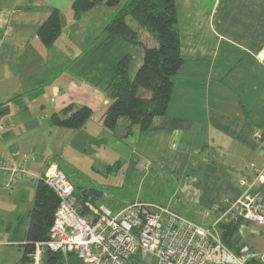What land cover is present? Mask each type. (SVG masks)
Here are the masks:
<instances>
[{"label": "crops", "instance_id": "obj_1", "mask_svg": "<svg viewBox=\"0 0 264 264\" xmlns=\"http://www.w3.org/2000/svg\"><path fill=\"white\" fill-rule=\"evenodd\" d=\"M174 1L184 63L173 78L166 113L149 130L123 136L125 119L114 130L104 126L105 85L90 76L91 64L106 62L107 55H80L85 45H95L92 33L85 32L94 17L104 38L105 9L73 12L72 0H0V104L9 107L0 115V159L29 171L12 190L5 188L17 196L14 206L23 209L26 198L27 207L33 204L37 180L50 166L64 172L68 161L80 159L70 146L94 158L111 150L116 164L136 156L145 167L161 164L170 173L194 166L198 172L185 173L182 184L185 200L201 209H225L248 191L261 199L264 213V181H254L256 170L264 169V0ZM53 10L60 14L62 33L45 47L36 32ZM69 105L73 111L92 110L82 128L51 124V114ZM13 216L20 223V214ZM233 223L234 247L264 251V225L244 218ZM9 227L0 215V228L7 232L3 236L0 230V264H8L1 241L25 242L26 227L22 240Z\"/></svg>", "mask_w": 264, "mask_h": 264}, {"label": "trees", "instance_id": "obj_2", "mask_svg": "<svg viewBox=\"0 0 264 264\" xmlns=\"http://www.w3.org/2000/svg\"><path fill=\"white\" fill-rule=\"evenodd\" d=\"M96 8H117L104 27V39L98 44V49H103L105 54L112 51L110 58L106 54L103 76L99 78V81L105 85L109 100L102 116L103 124L107 129L114 130L118 121L125 119L127 125L123 136H127L134 129L145 132L150 129L156 119L165 115L173 90V78L184 63L180 52L175 1L72 0L71 3L73 12ZM127 17L132 18L152 37L144 35L141 39L137 31L127 23ZM61 33L60 14L56 10L50 13L36 32L45 47L51 46ZM146 38L152 44L147 45ZM119 44H123L122 48ZM124 45L140 48L142 60L132 76L130 75L132 54L129 51H123L126 47ZM8 110V103L0 104V115H5ZM91 115L92 110L87 106L73 111L69 105L52 113L50 121L53 126L77 130L86 124ZM100 196L101 191L97 189L91 188L78 192L75 187L74 197L81 208V214L87 211L86 201L100 202L98 200ZM57 207L56 194L41 176L37 180L33 204L27 216L25 242L21 245L22 254L18 264H32L34 244L49 238V229L54 221ZM220 230L223 242L239 255L242 248L234 247L232 243L236 224L221 223ZM43 260L44 264H83L73 253L48 250L43 254ZM248 264L259 263L249 262Z\"/></svg>", "mask_w": 264, "mask_h": 264}, {"label": "built area", "instance_id": "obj_3", "mask_svg": "<svg viewBox=\"0 0 264 264\" xmlns=\"http://www.w3.org/2000/svg\"><path fill=\"white\" fill-rule=\"evenodd\" d=\"M260 62L264 66V55ZM253 137L259 139L260 133L253 132ZM0 174L3 187L12 190L28 178L29 171L0 159ZM256 174L254 181L263 182L264 169ZM42 178L56 194L58 207L49 238L34 244V264L47 250L73 253L83 264H264V251L242 248L238 255L221 237V223L244 218L264 225L261 199L248 191L225 209L202 210L198 220L147 202L113 210L104 203L86 201L87 211L81 214L75 186L62 170L50 166Z\"/></svg>", "mask_w": 264, "mask_h": 264}, {"label": "rangeland", "instance_id": "obj_4", "mask_svg": "<svg viewBox=\"0 0 264 264\" xmlns=\"http://www.w3.org/2000/svg\"><path fill=\"white\" fill-rule=\"evenodd\" d=\"M104 9L107 23L110 21L117 8ZM102 17H100L101 22L103 19ZM126 21L135 31H137L141 39H143L144 35L152 37L132 18L127 17ZM101 31L102 30L97 28L95 17L93 18V21L90 20V24L88 21L85 26V32L92 33L90 36H94L95 45H93L94 43L85 45L80 49V55L87 57L92 56V58L102 57L104 51L103 49H98V44L104 39L103 36L100 35ZM123 44H119L120 47ZM146 44L150 45L152 42L146 38ZM124 47L123 51H129L132 54V62L130 66V75L132 76L142 60L140 48L133 45H124ZM106 54L109 57L112 54V51H110V53L106 52ZM95 62L91 64L93 70H91L90 76L92 78H101L103 76L102 70L105 68L106 63H102V61ZM145 95L148 94L145 93ZM67 148V150H71L74 154L80 156L79 160L75 159L68 161V166L64 169V172H66L69 179L78 186V192L89 190L91 188L101 191V196L98 200L113 210L121 209L133 202H147L159 207L174 210L192 220H198L201 211L208 209H201L198 205H194L193 202L185 200L187 198L182 191V184L186 181V176L189 175L193 177V173L198 172V168L194 166L188 168L181 167L178 171L170 173L165 168L163 169L161 164L156 165L151 163V165L147 164V167H145L144 161L140 158L136 159V156L133 158L132 162L121 160L120 164H116L115 160L117 155L111 150L106 151V153H99L98 157L94 158L89 151L87 154H78L77 147L72 148L69 146ZM92 149H98V146L93 144ZM106 162H110L111 164V167L108 169L103 167ZM190 162L193 163V161ZM197 162L198 164L196 166L202 165V163L200 164V161ZM185 173L188 175H185ZM255 177H257V174ZM242 184H246L244 180L242 181ZM28 196L26 195V197ZM15 197L17 198L12 191H7L3 186L0 187V215L9 222V228H11V230L13 228L18 230L17 236L22 240L24 229L28 223V217L24 214L25 208H30L32 203L30 207H27L30 203L26 198L24 208L20 209L12 203V200ZM186 203L189 205L188 207L185 206ZM76 204L78 205L77 202ZM14 212L20 214V223H17V218L13 216ZM2 227L4 228V226ZM3 228H0V230L2 231L3 236H5L7 232L3 230ZM1 243L4 245L2 246L4 251L7 252L3 257L4 260L7 261L8 264H18L22 254V243H8L2 241ZM33 262L34 259L32 257V264H34ZM152 263H155V260H153ZM37 264H44L43 256L38 260Z\"/></svg>", "mask_w": 264, "mask_h": 264}, {"label": "water", "instance_id": "obj_5", "mask_svg": "<svg viewBox=\"0 0 264 264\" xmlns=\"http://www.w3.org/2000/svg\"><path fill=\"white\" fill-rule=\"evenodd\" d=\"M189 193L191 194V191ZM185 194H186V192H185Z\"/></svg>", "mask_w": 264, "mask_h": 264}]
</instances>
